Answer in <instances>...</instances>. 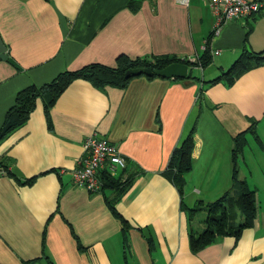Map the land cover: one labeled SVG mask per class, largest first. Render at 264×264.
I'll return each instance as SVG.
<instances>
[{
	"label": "crops",
	"instance_id": "crops-1",
	"mask_svg": "<svg viewBox=\"0 0 264 264\" xmlns=\"http://www.w3.org/2000/svg\"><path fill=\"white\" fill-rule=\"evenodd\" d=\"M214 24L205 0H0V129L21 90L64 71L113 67L120 56L211 60L192 67L189 80L139 76L124 89L75 80L48 118L36 101L0 143V264H264V64L231 85L209 84L243 52H264V11L218 33ZM190 133L191 169L179 194L164 173ZM240 133L237 179L256 191V218L240 237L193 253L189 232L202 224L187 210L234 194L231 150ZM90 135L114 145L136 174L114 205L123 221L106 202L112 191L72 184Z\"/></svg>",
	"mask_w": 264,
	"mask_h": 264
},
{
	"label": "trees",
	"instance_id": "trees-1",
	"mask_svg": "<svg viewBox=\"0 0 264 264\" xmlns=\"http://www.w3.org/2000/svg\"><path fill=\"white\" fill-rule=\"evenodd\" d=\"M210 61L208 54L203 55L197 62L192 63L170 56L134 60L120 56L116 59L113 67L90 64L76 71H64L49 83L40 87L29 86L16 95L14 105L6 113L0 129V143L9 134L27 122L35 109L36 101L40 100L42 102L45 115L48 118L49 110L56 100L75 80H85L98 89L105 87L124 89L130 80L134 78H126L125 73L127 71L136 68L156 71L174 63L186 64L188 66L189 72L185 79L189 80L194 79L191 76L192 67L199 66L203 68ZM252 61H254V64L251 65ZM261 64H264V52L257 55L243 52L230 68L222 72L216 79L210 81L209 84L213 85L223 81L227 85H231L253 65ZM140 77H145L149 80L157 78L145 75H141ZM248 131L251 132L256 141H259L253 127L249 128ZM245 145L244 133H240L233 138L231 178L233 183L237 184V190L234 194H224L212 203L207 205L199 204L197 208L187 210L189 221L203 215V218L200 220L202 229L200 231L190 229L189 232V248L193 253L200 251L222 237L229 236L236 239L240 237L243 230L250 228L254 223L258 210L256 191L249 189L245 182H240L237 179V158L241 155ZM192 150L193 135L190 133L182 146L172 154L168 168L164 173L177 188L179 194H182L184 175L191 169ZM0 167L4 168L1 162ZM126 169H123L118 176H111L107 173L100 175L101 191L110 190L115 195L113 199H106L109 209L121 221L123 220L115 211L114 205L117 199L129 188L136 176L135 173H128Z\"/></svg>",
	"mask_w": 264,
	"mask_h": 264
},
{
	"label": "built area",
	"instance_id": "built-area-1",
	"mask_svg": "<svg viewBox=\"0 0 264 264\" xmlns=\"http://www.w3.org/2000/svg\"><path fill=\"white\" fill-rule=\"evenodd\" d=\"M187 4L188 0H179ZM215 18L214 32L227 22L235 19H246L264 11V0H205ZM83 156L78 166L71 173L72 184L84 188L88 193L101 191L100 175L107 173L115 176L125 169L126 163L118 149L108 140L96 135L86 137L82 142ZM6 173L0 167V176Z\"/></svg>",
	"mask_w": 264,
	"mask_h": 264
},
{
	"label": "water",
	"instance_id": "water-1",
	"mask_svg": "<svg viewBox=\"0 0 264 264\" xmlns=\"http://www.w3.org/2000/svg\"><path fill=\"white\" fill-rule=\"evenodd\" d=\"M6 58L7 57L5 55V47L3 46L0 40V59L5 60ZM188 72L189 70L186 64L174 63L168 65L167 67L161 70H156V71H150L148 69H141V68L132 69L125 73V77L130 78V77H139L141 75H145L147 77L155 76L157 78L175 80V79H185L188 76Z\"/></svg>",
	"mask_w": 264,
	"mask_h": 264
},
{
	"label": "rangeland",
	"instance_id": "rangeland-1",
	"mask_svg": "<svg viewBox=\"0 0 264 264\" xmlns=\"http://www.w3.org/2000/svg\"><path fill=\"white\" fill-rule=\"evenodd\" d=\"M236 190H237V187L235 188ZM203 218V215H200L199 217H198V220H201Z\"/></svg>",
	"mask_w": 264,
	"mask_h": 264
}]
</instances>
